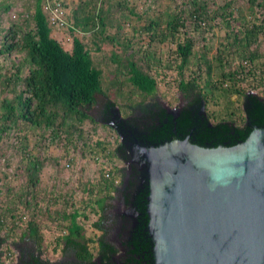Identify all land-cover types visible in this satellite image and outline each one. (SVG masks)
Listing matches in <instances>:
<instances>
[{
  "label": "rangeland",
  "instance_id": "374dc122",
  "mask_svg": "<svg viewBox=\"0 0 264 264\" xmlns=\"http://www.w3.org/2000/svg\"><path fill=\"white\" fill-rule=\"evenodd\" d=\"M50 1L62 2L60 11L66 24L51 26V37L66 51H71L73 37L84 44L100 71L101 87L115 101L120 117L150 99L130 82V63L154 78L156 97L171 112L184 104L178 90L181 78H196L205 97L203 112L211 122L225 120L241 126L245 122L244 94L264 99V0ZM34 5L35 0H0V46L11 25L21 31L33 28ZM196 11L204 22L201 25L194 19ZM85 17H100L103 28L84 27ZM176 17L182 26L171 33L166 25ZM152 21L156 25L146 29ZM253 26L261 29L247 46L245 29ZM186 37L193 38V54L182 66L176 49ZM20 64H24L23 79L29 70L25 54H0V116L2 100L15 101L24 88L21 80L16 86L4 80L14 75ZM118 142L112 129L90 120L79 124L68 120L62 130L52 131L19 119L16 127L0 131V236L7 237L1 264L16 263L17 250L12 243L18 241L30 220L37 222L42 235L43 256L59 260L62 237L73 212L78 213L76 221L91 240L89 248L95 254L96 239L102 235L94 226L102 215L96 201L108 194L113 200L104 213V238L118 250L117 258H122L120 216L129 210L119 192L105 189L111 182L119 187L127 178V164L114 155ZM33 159L43 162L36 186L31 185L26 171Z\"/></svg>",
  "mask_w": 264,
  "mask_h": 264
},
{
  "label": "trees",
  "instance_id": "16d2710c",
  "mask_svg": "<svg viewBox=\"0 0 264 264\" xmlns=\"http://www.w3.org/2000/svg\"><path fill=\"white\" fill-rule=\"evenodd\" d=\"M42 2L35 0L32 29L21 31L11 25L2 35L0 54L23 52L29 70L21 79L20 72L24 64H20L14 75L4 79L6 84L15 86L21 80L24 88L15 96V101L8 98L2 100L1 108L4 112L0 116V131L6 133L16 127L19 119L32 126L51 128L52 131L62 130L68 120L78 124L90 120L112 129L119 137L114 155L127 164L128 172L125 182H121L119 187H113L111 182L105 189L119 192L125 208L133 212V215L120 216L119 235L123 238L121 245L124 250L122 258H117L118 250L104 238V213L109 201L113 200V195L108 194L96 201L102 215L94 226L102 231V235L96 239L95 254L89 248L91 240L76 221L78 213L73 212L69 215L66 234L62 237L59 260L51 261L43 256L42 235L37 222L30 220L18 241L12 243L17 250L15 264H154L153 245L147 232L149 181L146 166L136 153V144L159 146L188 136L192 143L203 147L233 146L242 142L253 127L264 128V99L255 94H244L245 122L241 126L225 120L211 122L208 114L203 112L205 97L196 78H181L178 90L184 104L173 114L156 97L154 78L130 63V82L150 99L135 106L128 116L120 117L115 101L101 87L100 71L93 66L84 44L73 37L72 49L66 51L51 37L52 28L42 9ZM60 4L63 6L62 2ZM6 8L9 7L4 10ZM198 11L194 19L201 25L204 22L201 21V15L197 14ZM156 23L152 21L146 29H151ZM89 24L94 28L96 25L103 28L100 17H85L84 27ZM180 26L182 23H179L178 17L169 20L166 25L172 30L171 33H175ZM260 29L255 26L245 29L244 40L247 46ZM19 32H23L20 37ZM193 45V38L186 37L177 46L176 52L182 66L192 57ZM93 110L95 115L91 114ZM42 167L43 162L38 159L28 161L26 171L32 186H36L37 175ZM6 238L0 236V255Z\"/></svg>",
  "mask_w": 264,
  "mask_h": 264
},
{
  "label": "water",
  "instance_id": "95a60500",
  "mask_svg": "<svg viewBox=\"0 0 264 264\" xmlns=\"http://www.w3.org/2000/svg\"><path fill=\"white\" fill-rule=\"evenodd\" d=\"M136 153L154 264H264V128L228 147L187 136Z\"/></svg>",
  "mask_w": 264,
  "mask_h": 264
},
{
  "label": "built area",
  "instance_id": "2783aa9c",
  "mask_svg": "<svg viewBox=\"0 0 264 264\" xmlns=\"http://www.w3.org/2000/svg\"><path fill=\"white\" fill-rule=\"evenodd\" d=\"M45 3L46 5L42 7V9L44 10V12H46L49 15V17L47 15L46 16H47L48 24L50 28L51 26H56L57 28L66 26L65 20L62 18V15H61L62 12L60 11L61 9L60 2L56 3V1L52 2L50 0H46ZM58 8H59V11H58Z\"/></svg>",
  "mask_w": 264,
  "mask_h": 264
},
{
  "label": "flooded vegetation",
  "instance_id": "af4514ba",
  "mask_svg": "<svg viewBox=\"0 0 264 264\" xmlns=\"http://www.w3.org/2000/svg\"><path fill=\"white\" fill-rule=\"evenodd\" d=\"M125 215H133V212L127 211V213H125Z\"/></svg>",
  "mask_w": 264,
  "mask_h": 264
}]
</instances>
